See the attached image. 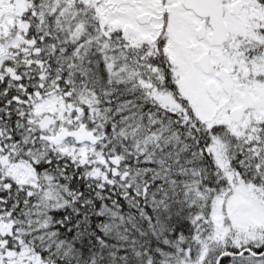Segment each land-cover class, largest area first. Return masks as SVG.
Wrapping results in <instances>:
<instances>
[{"label":"snow or ice","instance_id":"obj_1","mask_svg":"<svg viewBox=\"0 0 264 264\" xmlns=\"http://www.w3.org/2000/svg\"><path fill=\"white\" fill-rule=\"evenodd\" d=\"M0 264H264V0H0Z\"/></svg>","mask_w":264,"mask_h":264}]
</instances>
